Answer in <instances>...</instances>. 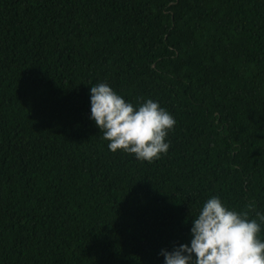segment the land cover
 <instances>
[{
	"label": "trees",
	"instance_id": "trees-1",
	"mask_svg": "<svg viewBox=\"0 0 264 264\" xmlns=\"http://www.w3.org/2000/svg\"><path fill=\"white\" fill-rule=\"evenodd\" d=\"M100 82L165 154L108 150ZM211 196L264 211V0H0V264H163Z\"/></svg>",
	"mask_w": 264,
	"mask_h": 264
},
{
	"label": "clouds",
	"instance_id": "clouds-1",
	"mask_svg": "<svg viewBox=\"0 0 264 264\" xmlns=\"http://www.w3.org/2000/svg\"><path fill=\"white\" fill-rule=\"evenodd\" d=\"M90 119L100 129L109 151L151 162L169 149L168 132L176 121L157 101L134 105L104 82L89 89ZM264 211H237L219 196L207 198L190 227V242L161 249L163 264H264V239L259 234Z\"/></svg>",
	"mask_w": 264,
	"mask_h": 264
}]
</instances>
